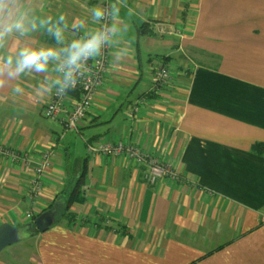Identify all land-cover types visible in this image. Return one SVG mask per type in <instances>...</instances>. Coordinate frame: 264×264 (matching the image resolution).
<instances>
[{"label": "crops", "instance_id": "1", "mask_svg": "<svg viewBox=\"0 0 264 264\" xmlns=\"http://www.w3.org/2000/svg\"><path fill=\"white\" fill-rule=\"evenodd\" d=\"M103 2L17 0L26 23L62 19L66 40L74 20L99 30L91 13ZM112 29L80 132L43 115L62 79L55 66L0 87V145L26 155L0 154V226L55 210L49 229L26 237L37 245L25 262L4 248L0 264H264V0H118ZM25 41L58 46L39 28L10 35L0 57ZM162 64L166 87L146 95ZM119 140L175 178L152 181L146 161L88 151V141ZM46 149L52 162L31 200Z\"/></svg>", "mask_w": 264, "mask_h": 264}, {"label": "clouds", "instance_id": "2", "mask_svg": "<svg viewBox=\"0 0 264 264\" xmlns=\"http://www.w3.org/2000/svg\"><path fill=\"white\" fill-rule=\"evenodd\" d=\"M17 0H0V47L10 35L27 36L42 28L55 40L58 46H42L31 41H25L12 55L0 57V87L5 81L15 80L25 72L47 73L50 66L63 74L62 80H57L61 92L75 87L76 74L86 62L99 55L107 43L109 32L114 29L104 28L98 31H87L83 20H74L72 28L78 35L66 40L67 25L63 20L53 22L52 19H40L26 23L19 15ZM92 18L99 23L104 18V10L95 8ZM83 30V34H79Z\"/></svg>", "mask_w": 264, "mask_h": 264}, {"label": "built area", "instance_id": "3", "mask_svg": "<svg viewBox=\"0 0 264 264\" xmlns=\"http://www.w3.org/2000/svg\"><path fill=\"white\" fill-rule=\"evenodd\" d=\"M101 9L104 10V18L99 22V30H103L104 28L112 29L114 11L113 0H106ZM111 41L112 31L109 32L108 41L102 47L99 55L90 58L76 74L75 87L67 88L61 92L60 86L58 85L53 91L50 100L43 107V115L52 121L58 122L64 128V131H78L80 120L90 108L96 91L103 84L109 67ZM169 75L167 67L157 69L156 76L161 84L167 82ZM87 147L88 151L94 154L104 153L113 155L129 153L131 156H134L139 163L146 161L150 166V179L152 181L166 174H168L169 177L175 178V172L166 164H163L160 160L143 152H138L135 147H133V149L126 148L127 146L123 142H119L115 145L109 142H88ZM3 153L10 156L12 160H19L26 157L24 154L0 145V154ZM42 154V159L36 168V175L28 188V196L31 200H35L41 196L43 189V173L51 165L53 149H46ZM27 217L31 218L32 214L28 213Z\"/></svg>", "mask_w": 264, "mask_h": 264}, {"label": "water", "instance_id": "4", "mask_svg": "<svg viewBox=\"0 0 264 264\" xmlns=\"http://www.w3.org/2000/svg\"><path fill=\"white\" fill-rule=\"evenodd\" d=\"M54 209H48L38 215L33 222L16 227L10 223H4L0 226V252L9 245H12L26 237L33 235L35 228L39 231H46L54 223ZM27 230H30L29 232Z\"/></svg>", "mask_w": 264, "mask_h": 264}, {"label": "rangeland", "instance_id": "5", "mask_svg": "<svg viewBox=\"0 0 264 264\" xmlns=\"http://www.w3.org/2000/svg\"><path fill=\"white\" fill-rule=\"evenodd\" d=\"M89 142V141H88ZM92 143H103V142H109L111 144H117L119 142H123L127 147L126 148H131L133 149L134 146H132V144L124 141V140H119V141H116V142H113V141H91ZM137 151L138 152H142L140 150V148H137ZM121 154H125L124 156H126V158H128L129 160L131 161H135V162H138L134 156H131L129 153H121ZM162 162V161H161ZM163 164H165L164 162H162ZM47 171V170H46ZM46 171L43 173V178H42V185H43V181H44V175L46 173ZM35 177V176H34ZM27 197L29 198L28 196V190H27ZM30 199V198H29ZM28 238H25V239H22L12 245H9L7 246L4 251L7 253L8 250H10L11 248H14L13 250H16L14 253H12V260H14L16 263H21V262H25L26 259H28V257L26 256V254L28 255V253H30L31 251L35 250V246L37 245L36 244V241H37V236L35 237H31L30 239ZM27 240V241H26ZM21 250H25L26 252L24 253L23 251L21 252ZM18 252V253H17Z\"/></svg>", "mask_w": 264, "mask_h": 264}, {"label": "bare ground", "instance_id": "6", "mask_svg": "<svg viewBox=\"0 0 264 264\" xmlns=\"http://www.w3.org/2000/svg\"><path fill=\"white\" fill-rule=\"evenodd\" d=\"M118 0H113V2H114V5L116 4V2H117ZM105 2H106V0H104V2L102 3V5H101V7L100 8H102L103 7V5L105 4ZM163 67H167L165 64H162V65H160V66H158V69H160V68H163ZM60 74L62 75V73L60 72ZM157 72L155 73V77H154V82H153V86L147 91V93H146V95H149V94H152V95H160V93L162 92V90L166 87V84H167V82L169 81V80H167V82H165L164 84H161L159 81H158V79H157ZM62 78H63V75H62ZM62 80V79H61ZM59 85V84H58ZM57 85V86H58ZM56 86V87H57ZM55 87V88H56ZM55 88H54V90H55ZM53 90V91H54ZM99 90V89H98ZM97 90V91H98ZM97 91H96V94H97ZM52 94H53V92H52ZM52 94H51V96H52ZM96 94H95V96H96ZM51 96L49 97V99L46 101V103H45V105L47 104V102L50 100V98H51ZM95 96H94V99H95ZM146 96H144L138 103H136L133 107H138L139 106V104H142V103H144V101L146 100ZM94 99H93V101H94ZM93 101H92V104H93ZM92 104H91V106H90V108L86 111V113H85V116L80 120V123H79V127H78V131L80 132V127H81V122H82V120L86 117V115H87V113H88V111L91 109V107H92ZM44 105V106H45Z\"/></svg>", "mask_w": 264, "mask_h": 264}, {"label": "trees", "instance_id": "7", "mask_svg": "<svg viewBox=\"0 0 264 264\" xmlns=\"http://www.w3.org/2000/svg\"><path fill=\"white\" fill-rule=\"evenodd\" d=\"M31 231H34V233H36L38 230L35 228V226H33V227L31 228Z\"/></svg>", "mask_w": 264, "mask_h": 264}]
</instances>
